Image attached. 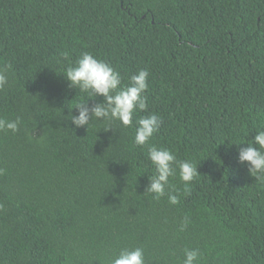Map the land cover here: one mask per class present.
Masks as SVG:
<instances>
[{
    "label": "trees",
    "instance_id": "16d2710c",
    "mask_svg": "<svg viewBox=\"0 0 264 264\" xmlns=\"http://www.w3.org/2000/svg\"><path fill=\"white\" fill-rule=\"evenodd\" d=\"M85 52L123 84L148 70L132 125H71L89 97L63 74ZM0 69V118H20L0 131V264H110L136 247L145 264L186 249L264 264V179L237 162L264 129V0H0ZM150 114V143L198 164L187 193L170 178L175 205L145 192L154 168L133 139Z\"/></svg>",
    "mask_w": 264,
    "mask_h": 264
},
{
    "label": "clouds",
    "instance_id": "9594fccd",
    "mask_svg": "<svg viewBox=\"0 0 264 264\" xmlns=\"http://www.w3.org/2000/svg\"><path fill=\"white\" fill-rule=\"evenodd\" d=\"M68 82L69 89H76L89 97L78 102L74 108L77 114L70 116L71 125L75 129L91 126V122L102 121L109 131L112 123L119 122L122 126H130L133 117L138 111L147 108L146 97L143 95L148 88L149 72L141 69L132 74L127 84L122 83L121 74L110 64L85 52L74 65L68 66L63 74ZM8 83L6 69H0V90ZM97 98H102L97 102ZM89 101H94L89 104ZM160 118L156 114L141 116L136 120L133 143L139 147L147 146V157L154 168V174L148 176L146 193L153 194L159 199L167 194L170 204L179 203L180 190L168 191L170 178L178 175L183 183V191H189L190 183L199 175L197 163L191 159H177V156L168 148L157 147L150 143L154 134L159 130ZM20 118L6 120L0 118V131L10 130L15 133L19 130ZM237 145L243 143L232 142ZM230 147V146H229ZM237 162L245 165L247 172L257 179H264V129H258L246 147H239ZM186 224L181 227L184 230ZM199 249H186L182 264H198ZM110 264H145L144 250L140 247L122 249Z\"/></svg>",
    "mask_w": 264,
    "mask_h": 264
}]
</instances>
